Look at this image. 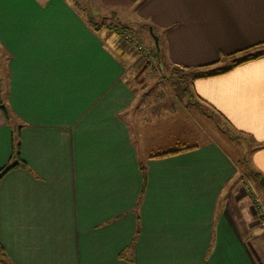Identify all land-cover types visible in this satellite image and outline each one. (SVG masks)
I'll return each instance as SVG.
<instances>
[{
    "label": "crops",
    "instance_id": "1",
    "mask_svg": "<svg viewBox=\"0 0 264 264\" xmlns=\"http://www.w3.org/2000/svg\"><path fill=\"white\" fill-rule=\"evenodd\" d=\"M121 1L158 37L165 70L228 72L148 95L78 1L0 0V170L19 128L22 159L0 180L8 259L264 264L238 160L209 135L195 142L189 107H177L186 97L248 138L247 167L264 177V56L232 65L264 52V0Z\"/></svg>",
    "mask_w": 264,
    "mask_h": 264
},
{
    "label": "rangeland",
    "instance_id": "2",
    "mask_svg": "<svg viewBox=\"0 0 264 264\" xmlns=\"http://www.w3.org/2000/svg\"><path fill=\"white\" fill-rule=\"evenodd\" d=\"M80 3V8L84 12L85 16H89L87 13L96 18H93L94 22L91 25L95 28H99L103 34L107 35L106 32H111V39L108 42L113 46V48L124 55V59L128 62L132 61V65H128L127 69L130 72L137 70L139 72L137 75L129 76V81L131 84L139 86L140 90H147L148 95L154 96H167L173 97L178 95H184L186 90V85L188 84L190 77L183 78V74H187L185 71L179 70H165L161 65H159L158 54L160 46L157 45L156 39L158 38L151 30L146 29L141 26L140 23H132L130 21L134 20V11L129 7L125 6L121 0H76ZM96 15V16H95ZM125 27L126 29H124ZM113 39V40H112ZM219 62V61H218ZM231 60L223 59V64H229ZM220 65V66H221ZM218 66V67H220ZM182 77V79H181ZM175 81V82H173ZM153 83L155 86H152ZM179 87H178V85ZM144 89H143V88ZM181 87H183L181 89ZM137 92L139 90H136ZM172 99V98H171ZM181 100V99H180ZM181 103L177 107L185 106L190 109V117L192 120L196 121V125L193 128L187 129V133L193 135L196 139L195 142L201 143L207 139V136H211L214 140L219 142L230 154L234 156L239 162L241 174L240 181L241 184L239 188L240 191L247 194L250 200V208L252 207V198L260 197L264 204V192L262 187L257 183L256 179L250 176L247 169V162L252 154L253 146L248 138L239 135L234 131L227 123L216 115H206L198 109H194L193 106L186 99L180 101ZM193 107V108H191ZM197 114L203 115L201 118L197 117ZM179 117V114H177ZM210 116L211 120L206 117ZM174 119L179 123L186 122L183 119H178L176 114L173 116ZM194 124V122H193ZM178 126V125H177ZM187 127V126H186ZM181 129V125H179ZM176 126L172 127L171 130L175 131L177 134L183 133ZM186 129H184L185 131ZM174 133L173 135H176ZM173 143V142H172ZM249 167V166H248ZM242 185V186H241ZM262 195V197H261ZM256 224L261 227L262 220L257 219Z\"/></svg>",
    "mask_w": 264,
    "mask_h": 264
},
{
    "label": "trees",
    "instance_id": "3",
    "mask_svg": "<svg viewBox=\"0 0 264 264\" xmlns=\"http://www.w3.org/2000/svg\"><path fill=\"white\" fill-rule=\"evenodd\" d=\"M148 29H151L150 26H147ZM124 28V27H123ZM159 55V54H158ZM264 56V52L261 54H258L256 56H248L246 59L242 60V61H234L232 63L233 67H237L241 64H244L246 62H249L251 60L254 59H258ZM224 58V57H223ZM228 58H232V56L228 57ZM159 59V56H158ZM222 60V59H221ZM221 60L219 62H217L216 64L220 63ZM210 66V65H209ZM209 66H204V67H199L197 70H192V71H188L187 74H183L184 77L183 78H188L190 77V80H195L198 78H204V77H208V76H214V75H219V74H223L228 72V69H214V70H206V68H208ZM182 79V77H181ZM1 104V103H0ZM0 109H2V111L4 112V114L7 116V112L5 111V109H3L0 105ZM20 132V128L17 130V136ZM17 136L13 137V141H12V152H11V163L10 165H7L6 167L2 168L0 170V180L2 177H4L7 173H9L11 170H13L14 168L18 167L21 163H22V159H21V155H20V144L17 140ZM179 152V151H177ZM176 152H171L170 154H174ZM249 174L251 177H253L254 179H256L257 183L259 184V180L261 177H263L259 172L248 168ZM143 172H145V168L143 167ZM139 234V231H137V235ZM0 264H13L7 257L1 243H0Z\"/></svg>",
    "mask_w": 264,
    "mask_h": 264
},
{
    "label": "built area",
    "instance_id": "4",
    "mask_svg": "<svg viewBox=\"0 0 264 264\" xmlns=\"http://www.w3.org/2000/svg\"><path fill=\"white\" fill-rule=\"evenodd\" d=\"M252 207L256 218L260 221L262 220V225L264 226V204L262 200L260 201V197L252 198Z\"/></svg>",
    "mask_w": 264,
    "mask_h": 264
},
{
    "label": "water",
    "instance_id": "5",
    "mask_svg": "<svg viewBox=\"0 0 264 264\" xmlns=\"http://www.w3.org/2000/svg\"><path fill=\"white\" fill-rule=\"evenodd\" d=\"M150 32H151V29H150ZM157 41H158V39H156V43H157ZM157 45H158V43H157ZM259 185L262 187L263 192H264V177L260 178Z\"/></svg>",
    "mask_w": 264,
    "mask_h": 264
}]
</instances>
